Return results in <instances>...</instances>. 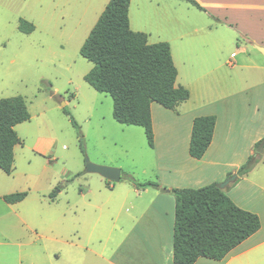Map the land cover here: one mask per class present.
Listing matches in <instances>:
<instances>
[{
  "label": "rangeland",
  "instance_id": "obj_1",
  "mask_svg": "<svg viewBox=\"0 0 264 264\" xmlns=\"http://www.w3.org/2000/svg\"><path fill=\"white\" fill-rule=\"evenodd\" d=\"M107 2L0 0V98L21 95L30 113L28 121L15 127L22 143L14 147L13 172L7 175L0 170V193L15 188L27 192L21 204L0 201V264H28L27 250H43V245L52 243L24 229L18 213L26 208L47 211L51 218L73 206L70 217L79 226L89 211L86 204H105V214L106 204H124L122 209L130 210L128 204H148L152 199L154 188L144 192L145 188L137 189L129 180L143 183L157 179L153 151L144 129L118 123L112 115V98L84 80L92 63L80 55L79 49ZM20 19L31 22L34 30L21 32ZM129 19L132 28L146 34L151 30L153 36L159 31L172 36L170 30L167 32L169 28L183 29L185 24L188 29L191 25L212 27L203 42H226L220 61H228L233 51L239 52L237 47L244 41L234 27L218 24L216 18L184 0H130ZM63 107L79 125L81 140ZM35 147L41 148L43 154ZM260 154L261 159L248 172L255 170L253 176L260 175L263 180L264 149ZM86 159L119 168L121 179L108 180L113 186L109 188L105 178L86 170ZM229 173L220 182L229 180L224 191L243 176L236 179V171ZM136 190L142 194L140 197ZM33 216L38 221L42 219L40 214ZM77 233L74 234L78 236ZM245 264H264V245L257 247Z\"/></svg>",
  "mask_w": 264,
  "mask_h": 264
},
{
  "label": "crops",
  "instance_id": "obj_2",
  "mask_svg": "<svg viewBox=\"0 0 264 264\" xmlns=\"http://www.w3.org/2000/svg\"><path fill=\"white\" fill-rule=\"evenodd\" d=\"M197 2L218 24L234 27L244 41L237 47L239 52L233 51L228 61H220L226 42H203L212 27L174 26L167 30L172 36L162 31L153 36V31H148L149 43H169L177 69L176 84L189 90V98L174 110L156 102L150 105L155 182L168 189L222 182L247 160L255 142L264 136V62L260 61L264 54L257 49V46L264 48V0ZM129 26L137 31L130 19ZM203 115H214L215 127L207 150L200 159H195L188 153L192 121ZM35 149L43 154L41 148ZM14 166L15 156L11 173ZM254 173L255 170L246 173L225 191L236 205L259 215L260 228L223 259L199 257L194 264H245L251 253L264 245V179L253 176ZM106 184L113 188L107 179ZM21 190L15 188L5 193ZM5 193H0L4 204H21L27 197L26 192L21 201L7 203L2 198ZM136 193L138 197L142 195ZM151 195L148 204H128L130 210L122 209L124 204H106L105 214L102 212L105 204H86L89 211L79 226L70 217L73 206L60 213L53 211L51 218L47 217L49 212L38 208L20 211L18 217L24 229L52 241L43 245V250H27L25 259L28 264H175L172 260L174 198L168 191L162 193L157 189ZM34 213L36 217L40 214L41 221ZM43 228L48 233L43 234L47 232Z\"/></svg>",
  "mask_w": 264,
  "mask_h": 264
},
{
  "label": "trees",
  "instance_id": "obj_3",
  "mask_svg": "<svg viewBox=\"0 0 264 264\" xmlns=\"http://www.w3.org/2000/svg\"><path fill=\"white\" fill-rule=\"evenodd\" d=\"M185 1L205 11L197 1ZM129 4L130 0H108L79 53L92 63L84 80L96 91L112 98L113 118L121 124L142 127L148 146L153 148L151 103L174 110L189 98V90L176 84L177 69L169 43H149L146 33L130 28ZM18 29L30 33L34 25L20 19ZM44 88L51 92L49 87ZM62 110L78 129L81 140L79 125L66 107ZM29 118L27 104L21 95L0 98V169L6 174L13 169L14 146L22 143L15 125ZM214 127V115L193 119L188 146L192 158L203 156L211 142ZM263 149L264 136L254 144L253 154L236 170V179L253 168L261 159ZM129 180L137 189L151 187L173 195L172 260L175 264H194L199 257L221 260L261 226L259 216L236 205L218 182L197 188L168 189L155 181L139 183L132 178ZM25 195L26 192L21 191L2 198L7 203H16ZM50 195L54 197L55 192Z\"/></svg>",
  "mask_w": 264,
  "mask_h": 264
},
{
  "label": "water",
  "instance_id": "obj_4",
  "mask_svg": "<svg viewBox=\"0 0 264 264\" xmlns=\"http://www.w3.org/2000/svg\"><path fill=\"white\" fill-rule=\"evenodd\" d=\"M257 49L262 54H264V48L257 46ZM85 165H86V170L88 172L97 173L101 177H103L109 181L118 182L120 180L121 170L119 168L95 164V163L89 161L88 159L85 160ZM234 178H235V176H233L231 178V180H233ZM228 182H229V180L227 182H224V183H219V187L221 189L225 188V186L227 185Z\"/></svg>",
  "mask_w": 264,
  "mask_h": 264
}]
</instances>
